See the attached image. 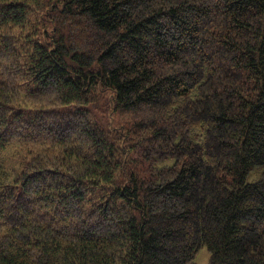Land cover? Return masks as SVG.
Here are the masks:
<instances>
[{
  "label": "trees",
  "instance_id": "trees-1",
  "mask_svg": "<svg viewBox=\"0 0 264 264\" xmlns=\"http://www.w3.org/2000/svg\"><path fill=\"white\" fill-rule=\"evenodd\" d=\"M202 245L264 264V0H0V264Z\"/></svg>",
  "mask_w": 264,
  "mask_h": 264
},
{
  "label": "rangeland",
  "instance_id": "rangeland-1",
  "mask_svg": "<svg viewBox=\"0 0 264 264\" xmlns=\"http://www.w3.org/2000/svg\"><path fill=\"white\" fill-rule=\"evenodd\" d=\"M17 155L14 148H10L4 155L2 164L5 172H10L15 165V156ZM251 179V178H249ZM210 253L205 245H202L197 251L193 264H208Z\"/></svg>",
  "mask_w": 264,
  "mask_h": 264
}]
</instances>
